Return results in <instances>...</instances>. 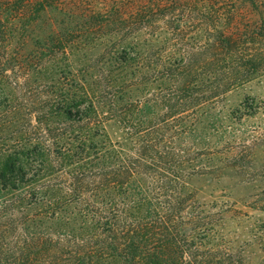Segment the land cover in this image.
Masks as SVG:
<instances>
[{
  "label": "trees",
  "instance_id": "16d2710c",
  "mask_svg": "<svg viewBox=\"0 0 264 264\" xmlns=\"http://www.w3.org/2000/svg\"><path fill=\"white\" fill-rule=\"evenodd\" d=\"M261 73L264 0H0V264H248L194 183L264 180Z\"/></svg>",
  "mask_w": 264,
  "mask_h": 264
},
{
  "label": "rangeland",
  "instance_id": "374dc122",
  "mask_svg": "<svg viewBox=\"0 0 264 264\" xmlns=\"http://www.w3.org/2000/svg\"><path fill=\"white\" fill-rule=\"evenodd\" d=\"M216 109L219 115L226 120L225 124L235 127H231L234 130L242 132L246 130L248 134L253 135L258 129H264V73L258 74L227 93L217 104ZM232 110L234 115H230ZM112 130L114 135H118L116 127H112ZM241 131H238V134H241ZM261 152L264 154V148ZM194 184L201 188L204 197L207 198L210 197L213 190L217 194L222 193L221 190L225 189L227 190L224 193L229 194L228 190L233 192L232 206L228 210V219L223 230L230 244L242 251L248 264H258L264 257V253L257 241L254 240L253 232L264 223V209L262 206L254 205L252 200L255 197L251 198L250 194L254 192L256 194L261 188H264V180L247 184L238 177H229L225 174L222 179L215 180H211L209 176L199 177ZM224 193H222V197L226 199ZM236 196H240L239 201L241 202L233 201ZM242 199H246L245 201L248 203H242Z\"/></svg>",
  "mask_w": 264,
  "mask_h": 264
}]
</instances>
